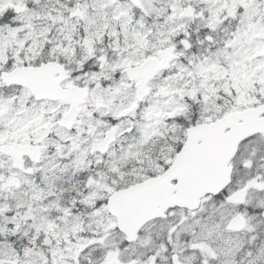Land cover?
Listing matches in <instances>:
<instances>
[{"label":"snow or ice","instance_id":"obj_1","mask_svg":"<svg viewBox=\"0 0 264 264\" xmlns=\"http://www.w3.org/2000/svg\"><path fill=\"white\" fill-rule=\"evenodd\" d=\"M0 264H264V0H0Z\"/></svg>","mask_w":264,"mask_h":264}]
</instances>
